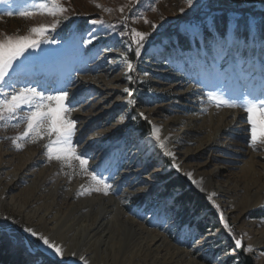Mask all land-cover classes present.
Returning <instances> with one entry per match:
<instances>
[{
	"label": "rangeland",
	"instance_id": "rangeland-1",
	"mask_svg": "<svg viewBox=\"0 0 264 264\" xmlns=\"http://www.w3.org/2000/svg\"><path fill=\"white\" fill-rule=\"evenodd\" d=\"M61 3L69 9L66 14L69 19L53 33L57 43L41 45V50L35 54L40 59L33 67L41 73L36 76V79L47 80V85L54 88L58 82L71 77L68 90L75 94L78 100L83 101L79 110L72 113V118L79 120L76 139L84 140L78 152L84 151L89 145H96L95 159L90 161L89 168L100 165L107 158L111 171L117 173L116 192L108 196L96 192L91 195H78L79 192L90 187V176L81 172L78 162H72V167H69L67 163L62 166L56 160L49 162L43 154L44 145L48 142L47 136L36 143L18 141L23 145V150L17 151L12 144V139L20 136L26 125L20 123L19 127H13L12 125L17 123L15 120L0 125V150L5 155L4 160L9 163V166L17 168L19 161H24L31 156L29 169L41 181L39 188L43 196H40L39 201L45 200L48 204L52 203L54 209L58 210L60 207L66 209L76 199H95L92 203H84L80 210H74L70 214L75 216L74 214L78 211L86 214L87 207H96L100 198L119 199L121 202L124 201L122 204L126 215H130V218L146 230L166 236L172 246L187 251L199 263L243 264L239 250L235 249L233 252V235L223 228L219 219L220 212L214 204L219 205L226 222L232 228L234 237L245 243L243 250L249 246L247 242H250L249 236L246 235L247 230L238 225L230 214L227 216L228 209L219 198L213 196L212 201H209L207 197L210 193L200 191L183 173L170 169L172 161L169 157L159 160L157 151L146 144V137L150 130L148 121L154 125L148 116L149 110L161 106L165 108V113L161 122H158L160 125L175 116H200L210 121L211 112H215L219 117L223 112L235 110L240 111L241 118L245 121L246 113L240 109L222 108L217 111L215 107H209L207 114L202 113L197 94L201 91L215 90L219 81L222 87L230 89L239 96L241 92L236 82L240 81L241 73H252V68L257 72L254 78H251V84L258 86L256 95L260 93L261 75L258 74L261 67V42L259 39L253 42L249 38L245 46L244 37L247 36L246 22L259 23L264 18V8L261 7L264 0H194L191 7L187 5L186 0H61ZM97 4L101 7L97 8L95 6ZM28 6L26 0H12L10 10L15 13ZM121 7L124 9L123 13L119 11ZM6 10H9L7 5H0V39H3L5 35H26L29 28L51 24L54 19L46 15H36L32 18H21L18 15L8 17L3 15ZM125 17H129L127 22L129 29L135 28L141 32L151 33L145 52L135 65V71L131 73L136 81L132 84L125 80L127 72L125 65L119 62L112 64L106 62L113 57H119V49L123 42L130 39V32L124 37L115 34L123 31ZM92 18H102L104 21V27L99 30L101 38L94 40L91 45H84L82 40L87 38V30L95 27L85 22ZM144 18L149 21L148 24L144 23ZM237 19H239L240 27L238 30L233 29L230 39L231 26L233 27V21ZM153 23L158 26L155 31L151 27ZM107 25L114 27L110 29ZM217 31L221 35L227 33L230 40L237 41L236 47L239 51L233 53L234 70L226 75L221 72L211 85L205 78V73L201 74V70L203 67L207 68L216 55L212 36ZM105 32L110 34L104 35ZM105 47H111L114 50H102ZM49 51H55L58 54L49 55L47 54ZM25 55L27 56L28 53ZM224 67L228 65L225 64ZM200 81H203V84ZM249 85L243 84L245 93H248ZM125 87L133 90L137 101L134 109H129L127 105L128 97L123 91ZM110 88L114 90L107 91L108 95L103 96ZM105 97L108 101L103 100ZM86 99L89 103L85 102ZM92 102L100 104L98 112L96 111V116L90 121H86L82 117L85 116ZM106 102L108 104L104 105ZM140 112H143L148 120L139 118ZM133 115L137 116L136 120L131 119ZM121 117L124 119L121 120ZM248 128L246 123L238 124L233 128L236 130L231 132L236 134L235 150H251L252 154L259 156L264 153V145H258L259 151H253L247 146ZM248 159L246 158L242 165ZM216 163L215 158L211 159L209 168L213 169ZM70 176L71 180H69ZM58 183L61 184V188L59 187V190L53 193L54 195H47L46 189ZM152 185L156 186V189L148 191L147 189ZM69 191L72 192L71 197H64ZM191 191L193 195L203 197V207L198 212L194 211L196 203L181 204L182 201H188L187 194ZM14 195L17 202L21 201L22 196L18 197L19 191ZM52 197H55L56 201H51ZM72 197L73 199H70ZM6 199L10 200V198ZM65 202L68 203L67 207ZM42 209L45 207H41L40 211ZM4 217H8V220H4ZM12 220L16 223L12 224ZM82 220L83 218H78L74 226L71 225L72 227H69L63 235L49 232L48 229L46 233H42V221H29L26 215L20 214L13 204H7L0 199V229L7 226L19 239L25 235L21 231L22 226L34 228L60 243L64 247V255L67 256L71 254V235L78 229L80 225L78 223ZM246 222L264 225V209L252 212ZM0 236L14 251L22 253L25 264H36L38 260L41 264H55L54 260L42 253L28 254L22 243L14 245L7 234H0ZM4 242L0 241L1 244ZM36 243L39 242L33 243L32 247H36ZM246 253L255 259V264H260L262 257L264 258V247ZM119 263L121 264L120 261Z\"/></svg>",
	"mask_w": 264,
	"mask_h": 264
},
{
	"label": "snow or ice",
	"instance_id": "snow-or-ice-1",
	"mask_svg": "<svg viewBox=\"0 0 264 264\" xmlns=\"http://www.w3.org/2000/svg\"><path fill=\"white\" fill-rule=\"evenodd\" d=\"M29 4L28 7L13 12L11 9L12 0H0V5H7L9 10H6L3 15L12 17L18 15L21 18H32L36 15L49 16L54 18L51 24H41L29 28L26 35H5L0 39V125L17 121L13 127H19L20 123L26 125L24 132L12 139V144L17 151L23 150V145L18 141H26L36 143L38 140L48 137V142L44 145V155L49 162L56 160L63 166L65 163L72 167V162H78L79 168L82 173L87 174L91 178V185L87 189L79 192L78 195H91L93 192L102 193L108 196L116 192L115 180L117 173L111 171V165L106 158L100 165L94 168H89L90 161L95 159L96 145H89L82 152H78V148L84 143L83 138L76 139L79 123L78 119L72 118V113L78 111L83 101L78 100L75 94L69 92L71 84V77L66 80L58 82L54 88L47 85V80L41 81L36 79L40 75L39 71L33 67L36 61L40 59L35 55L38 50H41V45H51L57 43L53 38V33L61 27V25L69 19L66 15L69 9L65 7L61 0H26ZM186 3L191 7L194 0H186ZM97 8L101 6L95 5ZM264 8V4L261 5ZM105 10V9H102ZM155 11V9H152ZM107 11V10H105ZM123 13L124 9H119ZM183 11V9L181 10ZM129 17L124 18L123 31L115 33L120 37H124L131 33L129 41H124L122 47L119 49L120 56L113 57L107 60L109 64L121 63L127 68L125 73V80L127 83H135L134 76L131 75L135 71V65L140 61L142 54L145 52L148 37L151 33H145L136 30L135 28L129 29L127 22ZM95 27L87 30V38L82 40L84 45L93 44L94 40L101 38L100 29L104 27L102 18H92L85 22ZM144 23L148 24L149 21L144 18ZM247 23V36L244 37L245 46L249 38L255 42L258 39L261 42L260 49V75H261V91L258 95L251 93H241L236 96L230 89L222 87L220 82L217 81L215 90L201 91L197 94L200 104L201 112L208 113L209 107H215L217 111L222 108L240 109L246 113L245 123L249 126V139L246 141L247 146L252 148L253 151H259L258 145H264V18L259 23L255 21H248ZM112 25H107V28H113ZM153 31L158 27L155 23L151 25ZM233 27L238 30L240 27L239 19L233 21ZM70 31H72L70 29ZM110 33L105 32L104 35ZM215 42L216 55L213 61L207 66L205 72L208 76H219L221 72L227 74L229 71L234 70L235 56L234 52H238L236 47L237 41L230 40L227 33L221 35L218 31L212 36ZM134 46V47H133ZM31 50V51H30ZM102 50L112 51L111 47H105ZM25 53H28L26 56ZM49 55H57L55 51H49ZM222 61L223 63H218ZM227 64L228 67H224ZM250 78H254V73H249ZM203 84V81H200ZM127 94V105L129 109L136 107L137 101L134 98L133 90L129 87L123 89ZM207 105V106H205ZM139 118L148 120L143 112L139 113ZM124 117H121L123 120ZM132 120H136L137 116H131ZM149 133L146 140L151 144L153 150L159 149L164 157L171 159L170 169H174L177 173L182 171L181 166L177 161L175 153L168 147V140L170 138H162L161 128L151 124ZM184 175L195 185L200 191H204L202 180L193 178L192 172H186ZM71 180V176L69 177ZM215 193L208 195L207 199L212 201ZM124 201H122L123 203ZM217 211L220 212L219 219L223 228L228 231L234 238V249L242 248V240L234 237L232 228L226 222L223 212L220 211L219 205H215ZM8 220V217H4ZM12 224L16 221L12 220ZM21 231L23 236L17 239L12 234V229L5 226L0 229V234H7L12 240L14 245L23 244L28 254L36 255L38 252L44 256L49 257L55 261V264H67L63 260L64 247L50 239L48 236L38 232L36 229L22 226ZM36 247H32L33 243ZM246 252H251L252 248L247 247L244 249ZM72 255H76L73 253ZM60 259L57 260L56 258ZM79 259L88 264L84 256ZM36 264H41L38 260Z\"/></svg>",
	"mask_w": 264,
	"mask_h": 264
},
{
	"label": "bare ground",
	"instance_id": "bare-ground-1",
	"mask_svg": "<svg viewBox=\"0 0 264 264\" xmlns=\"http://www.w3.org/2000/svg\"><path fill=\"white\" fill-rule=\"evenodd\" d=\"M233 29L234 27L231 26L230 39ZM205 69L206 67L202 68L201 74L205 73V78L212 85L215 78L217 79L219 76L210 77L206 74ZM238 71H240L239 67ZM256 72L257 70L252 68V73ZM243 84H250L248 93L257 94L258 86L251 84L249 73H241L240 81L236 82L241 93L244 92ZM113 90V88L107 89L103 96ZM103 100L108 101V98L105 97ZM85 102L89 103L87 99ZM106 104L108 103L106 102L104 105ZM99 105L94 102L90 103L89 109L82 119L90 121L95 117ZM164 110L163 106L151 109L148 116L154 125L161 128V137L170 138L168 147L175 153L176 162L182 169L181 173L192 172L194 179L203 181L204 191L210 194L215 193L214 197L219 198L226 205L227 216L230 214L238 225L240 224L244 230H247L246 235L250 238V242H247L248 247H251L252 250L264 247V225L246 222L252 212L264 209V153L255 156L256 154H252L251 150H235L234 138L236 134L231 132L237 130V128L236 130L233 128L238 124L245 123L241 118L240 111H226L219 117L215 112H211L210 121L200 116H175L160 125L158 122H161ZM146 144L149 145V148L151 147L148 141ZM155 150L159 155L158 159H163L164 156L159 149ZM4 157L5 155L0 150V199L7 204H13L20 214L26 215L29 221H42L44 229V231L41 229L42 233H46V229H48L49 232L63 235L69 230V227H72L71 225L74 226V222L78 218H83L82 222L78 223L80 224L78 229L73 228L76 231L70 239L71 254L63 256V260L67 264H84L79 259L80 256H84L88 264H118V261L121 264H201L187 251L172 246L166 236L150 232L136 223L129 217L130 215L125 214L123 204L119 199L100 198L96 207L86 208V214L81 211L76 212L74 215L77 217L70 214L74 210H80L84 203H92L95 199H76L67 207L68 200L65 202L67 208L60 207L58 210L54 209L52 203L48 204L45 200L39 201L40 196H43L39 188L41 181L29 169L28 164L32 160L31 156L24 161H19L17 168L9 166ZM213 158L217 160V163L213 169H210L209 162ZM246 158H249L248 161L242 165ZM60 185L58 183L50 189L45 188L47 195L56 193L58 188H61ZM155 189L156 186L152 185L147 190ZM17 191H19L18 197L22 196L19 202L15 200L16 195H14ZM65 194L64 197L69 198L72 192L69 191ZM6 198H10V200ZM53 200L55 197H52L51 201ZM41 207H45V209L40 211ZM69 215L72 218H69ZM73 253L76 255H72ZM260 264H264L263 257Z\"/></svg>",
	"mask_w": 264,
	"mask_h": 264
},
{
	"label": "trees",
	"instance_id": "trees-1",
	"mask_svg": "<svg viewBox=\"0 0 264 264\" xmlns=\"http://www.w3.org/2000/svg\"><path fill=\"white\" fill-rule=\"evenodd\" d=\"M194 193L188 192V201H182L181 204L183 205L186 202H193L196 203L197 206L194 209L195 212H198L202 207V196L200 195H193ZM186 200V199H185ZM0 241L4 242L5 240L3 237L0 236ZM26 262L23 259L22 253L14 251L8 243H0V264H25Z\"/></svg>",
	"mask_w": 264,
	"mask_h": 264
},
{
	"label": "water",
	"instance_id": "water-1",
	"mask_svg": "<svg viewBox=\"0 0 264 264\" xmlns=\"http://www.w3.org/2000/svg\"><path fill=\"white\" fill-rule=\"evenodd\" d=\"M243 248H244V243L242 245V248L238 249L239 253H240V257L243 261V264H255L253 257L251 255L247 254L246 252H244Z\"/></svg>",
	"mask_w": 264,
	"mask_h": 264
}]
</instances>
